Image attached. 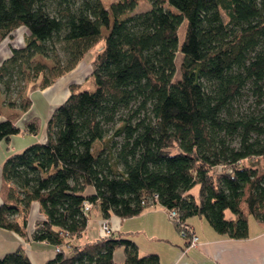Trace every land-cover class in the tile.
I'll return each instance as SVG.
<instances>
[{
  "label": "trees",
  "instance_id": "1",
  "mask_svg": "<svg viewBox=\"0 0 264 264\" xmlns=\"http://www.w3.org/2000/svg\"><path fill=\"white\" fill-rule=\"evenodd\" d=\"M18 27L28 34L0 62V93L22 110L29 97L9 93L27 69L43 88L102 40L94 88L69 86L43 140L2 162L0 227L25 235L37 202L31 238L60 247L46 264H159L113 230L75 241L94 207L109 220L162 205L232 238L247 237L249 215L264 223V0H0V39ZM19 131L0 120V140ZM0 264L33 262L19 245Z\"/></svg>",
  "mask_w": 264,
  "mask_h": 264
},
{
  "label": "crops",
  "instance_id": "2",
  "mask_svg": "<svg viewBox=\"0 0 264 264\" xmlns=\"http://www.w3.org/2000/svg\"><path fill=\"white\" fill-rule=\"evenodd\" d=\"M66 92L62 90L57 93L56 87L50 84L43 88L37 87L28 93L29 98L31 93L45 95L46 102H43L46 107L41 117L33 108L32 98L31 106L22 111L21 116H16L17 113L14 111L4 114L0 109V120L12 119L10 115L16 113V118L12 120L20 126L18 133L0 140V184L1 167L5 157L21 150L34 140H43L46 120L53 108L66 97ZM55 102L57 105L52 107V103ZM16 108L9 107L10 110ZM31 121L36 123L35 133L28 131L26 127ZM11 140L14 142L10 143ZM38 207L37 202L31 206L25 235L0 227V255L22 245L33 264H46L54 256L55 251L51 243L31 238L34 222L42 218ZM90 213L86 228L74 239L77 242L93 240L100 236L99 222L102 215L98 209L93 211V208ZM108 218L114 233L132 239L137 244L140 254L157 253L159 264H264V223L252 215L248 217V235L245 238H232L218 233L204 215L196 214L186 218V222L199 237L197 243L192 246L187 245L185 238L162 205L147 206L138 214L131 216L120 217L111 214ZM114 256L116 261L120 262L124 257L123 248L116 249Z\"/></svg>",
  "mask_w": 264,
  "mask_h": 264
},
{
  "label": "rangeland",
  "instance_id": "3",
  "mask_svg": "<svg viewBox=\"0 0 264 264\" xmlns=\"http://www.w3.org/2000/svg\"><path fill=\"white\" fill-rule=\"evenodd\" d=\"M116 0H102L104 5L109 6V4ZM146 3L140 1L139 6L136 8L135 11H142L147 8ZM186 21H184L178 28V37L181 41L183 39L184 35V29H185ZM106 33L105 29H102V34L104 35ZM28 34V31L24 27H18L14 31L11 32L9 36L4 37L3 39H0V62L10 55L11 53V47L12 46H21L24 44L25 36ZM102 44V40L95 43L84 55V57L70 70L66 71L62 75L54 78L51 82V85L53 87H56V92L66 90L68 92L69 86H78V90L81 89H93V81L90 77L91 72V61L95 55V52L99 49V47ZM180 54L177 53L176 56V62H179ZM33 61H40L47 63L48 65L51 64V60L45 57L37 56L33 58ZM27 73H29L27 75ZM32 70H26L25 73L22 75V77L17 78L16 81L12 83V91L9 93V96L17 97L18 94L21 96L28 97V93H30L33 89H36L37 87H41V75H39L37 78H33ZM31 75V76H30ZM32 77V78H31ZM60 84V85H58ZM50 85V84H49ZM61 86V87H60ZM63 88V89H61ZM66 92V93H67ZM33 93V92H32ZM31 93V94H32ZM30 94V98H32V104L33 108L36 112V114H39L41 117V114L45 111V103L46 97L44 94H41V96H38L37 94ZM64 95V94H63ZM6 95L4 92L0 93V109L2 113L7 114L11 111L16 112V116H19L20 113L24 110L20 108H16L15 110H10L8 106L4 103ZM29 98V99H30ZM44 101V102H43ZM57 105V103H52V107ZM51 107V108H52ZM15 114L10 115L12 119H15ZM21 116V115H20ZM16 122V121H15ZM35 123V122H34ZM36 125V123H35ZM37 127V126H36ZM14 140H11L10 143H13ZM198 185H194L191 189V191L195 192L197 194ZM93 211H97V207L93 208ZM99 226L101 229V222H99Z\"/></svg>",
  "mask_w": 264,
  "mask_h": 264
},
{
  "label": "built area",
  "instance_id": "4",
  "mask_svg": "<svg viewBox=\"0 0 264 264\" xmlns=\"http://www.w3.org/2000/svg\"><path fill=\"white\" fill-rule=\"evenodd\" d=\"M153 204H151L152 206ZM92 206V204L90 202H87L85 201L84 202V207L85 209H90ZM167 215L168 217L173 221V223H175V225L178 227V230L180 232V234L182 236H185V233L186 231H189L191 232V237L189 239V243L188 245L189 246H192V245H195L198 241V235L192 230V227L186 223L185 221H181L178 217V213L176 210L174 209H168L167 211ZM101 222V229H100V232L101 234H107V233H110L111 230H112V227L111 225L109 224V220L107 219H101L100 220ZM55 251H59L60 250V247L59 246H56L55 248Z\"/></svg>",
  "mask_w": 264,
  "mask_h": 264
},
{
  "label": "water",
  "instance_id": "5",
  "mask_svg": "<svg viewBox=\"0 0 264 264\" xmlns=\"http://www.w3.org/2000/svg\"><path fill=\"white\" fill-rule=\"evenodd\" d=\"M0 203H1V199H0ZM115 235H117V233H114Z\"/></svg>",
  "mask_w": 264,
  "mask_h": 264
}]
</instances>
